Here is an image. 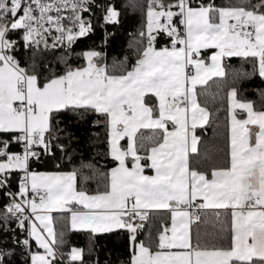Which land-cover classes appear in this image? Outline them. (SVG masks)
I'll list each match as a JSON object with an SVG mask.
<instances>
[{
    "label": "snow or ice",
    "instance_id": "1",
    "mask_svg": "<svg viewBox=\"0 0 264 264\" xmlns=\"http://www.w3.org/2000/svg\"><path fill=\"white\" fill-rule=\"evenodd\" d=\"M82 140L108 163L64 171ZM0 264H264V0H0Z\"/></svg>",
    "mask_w": 264,
    "mask_h": 264
},
{
    "label": "trees",
    "instance_id": "2",
    "mask_svg": "<svg viewBox=\"0 0 264 264\" xmlns=\"http://www.w3.org/2000/svg\"><path fill=\"white\" fill-rule=\"evenodd\" d=\"M137 27V22L133 19V16L129 14L125 20L123 25L119 27H113L109 29V31L114 32L115 35L110 38L108 45H107V52L109 54V63L112 62V58L115 57L117 60H122L124 55H128L132 52V49L128 47L129 42L131 41V33L135 31ZM102 39V34L98 31L97 34L91 38V41L81 43L80 47L84 48L91 44L92 41L95 43H100ZM92 46H95L92 44ZM134 62V57L130 59V63ZM229 64L232 67H239L240 61L237 58H233L229 61ZM245 67H248L247 65ZM215 81V83L213 82ZM231 83V71H229V79L227 81H219L217 78H213L212 81H209V84L204 86L207 89V94L201 93L199 99L202 105H206L209 108V111L213 113L210 117V121L212 122V127H208V131L205 133V138L213 137L214 135L218 138L221 146H223V142L226 136V124H227V99L226 93L229 90L228 86ZM261 81L259 79H255L253 81H247L242 84V88L247 89L246 95L250 99H255L252 89L261 86ZM218 125V127H217ZM145 135L150 134V130H143ZM103 146L98 148L96 145H90L87 143L86 140H82L80 145L79 154L73 158L70 163H66L63 166L64 171H70L73 168H79L81 163H93L97 166L102 167L106 163V160L102 159L96 153L98 151H102ZM111 166L110 164L108 165ZM40 170L49 171L53 170L50 167H43ZM85 174H91L90 170L85 169ZM88 188L90 191H94L97 187V181L95 179L89 181ZM55 217V226L60 229L64 228L66 230L67 220L62 219L63 214L54 213ZM148 226L146 225V228ZM70 243L74 245H78L80 247H85L86 239L80 234L77 233H70L68 236ZM112 255L109 256L110 259H115L116 257H120L121 259L124 258L126 253H122V251L116 247L111 246L110 248Z\"/></svg>",
    "mask_w": 264,
    "mask_h": 264
},
{
    "label": "crops",
    "instance_id": "3",
    "mask_svg": "<svg viewBox=\"0 0 264 264\" xmlns=\"http://www.w3.org/2000/svg\"><path fill=\"white\" fill-rule=\"evenodd\" d=\"M202 106H203V105H202ZM75 246L80 247V246H78V245H75Z\"/></svg>",
    "mask_w": 264,
    "mask_h": 264
},
{
    "label": "rangeland",
    "instance_id": "4",
    "mask_svg": "<svg viewBox=\"0 0 264 264\" xmlns=\"http://www.w3.org/2000/svg\"><path fill=\"white\" fill-rule=\"evenodd\" d=\"M42 171H44V170H42ZM69 171V170H68Z\"/></svg>",
    "mask_w": 264,
    "mask_h": 264
}]
</instances>
